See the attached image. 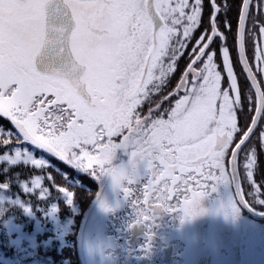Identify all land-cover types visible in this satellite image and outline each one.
Here are the masks:
<instances>
[{
  "label": "snow or ice",
  "instance_id": "obj_1",
  "mask_svg": "<svg viewBox=\"0 0 264 264\" xmlns=\"http://www.w3.org/2000/svg\"><path fill=\"white\" fill-rule=\"evenodd\" d=\"M208 3L213 9L211 34L206 30L196 39L180 83L154 103L153 95L176 71L202 21L203 0H0V117L15 129L0 127V164L50 166L23 147L31 144L77 170L109 176L128 199L132 189L124 185L141 183L137 165L143 162L147 184L142 200L137 197L134 204L140 209L136 223H149L147 211L164 207L163 203L154 207L152 200L167 202L181 195L185 199L178 210L174 206L164 210L182 212L183 217L197 214L206 193L189 189V184L235 183L239 190V151L264 120V87L245 50L250 0H242L238 25L239 60L251 80L250 91L255 90L254 100L248 101L254 104L255 115L245 128L239 126L242 92L227 47L220 51L230 83L221 87L212 49L215 39H223L216 24L219 9L216 0ZM259 31L264 34V26ZM255 59L260 62L256 71L264 74V50ZM173 96L179 98L162 108ZM145 102L154 106L142 115L138 109ZM259 141L264 148V130L259 131ZM85 145H91L95 154ZM9 147L14 154L3 151ZM120 148L130 152L127 170L112 164ZM230 149L229 178L225 159ZM256 151L252 146L245 154L249 180ZM43 179L36 176L26 191L40 188ZM59 192L73 197L64 187ZM47 196L48 189L43 188L40 198ZM97 201L109 210L102 194ZM258 203L264 206V198ZM232 212L238 214L234 205Z\"/></svg>",
  "mask_w": 264,
  "mask_h": 264
},
{
  "label": "flooded vegetation",
  "instance_id": "obj_2",
  "mask_svg": "<svg viewBox=\"0 0 264 264\" xmlns=\"http://www.w3.org/2000/svg\"><path fill=\"white\" fill-rule=\"evenodd\" d=\"M190 2H192V0H190ZM216 3L220 4L216 17L217 30L223 35V39L214 38L215 43L212 45V49L217 53L214 57V61L218 65L217 70L220 71L222 75L221 87L228 88L230 83L227 78V72L223 66L222 52L220 51L221 48L227 47L229 49V58L233 66L234 75L237 77L238 88L242 92V99L246 105V110L242 111L240 120L251 119L253 114L252 111L248 110V108L252 109L253 103H249L248 101L250 99L253 100L254 92L250 91L251 83L242 68L237 47L238 21L240 17L239 13L242 9V0H216ZM250 3V11L252 14L256 15V20L260 25V16L264 19V11L261 12V7H252V1ZM203 5L202 21L197 30L194 32L188 49L185 51L184 55L178 59L176 71L170 75L162 91L158 95H153L152 100L154 103L161 100L162 97L168 95V93L176 86L177 82L180 83L181 77L187 70V65L190 63L191 48L195 45L196 39H198L199 36L206 30L209 35L211 34L209 26L210 14L213 9L209 6L208 0H203ZM261 26H264V24L260 25L259 28ZM259 28L258 31L251 35L250 31L247 33L246 26L245 34H247V36H251V42L254 44V47L250 51L247 49L245 50L253 72L257 74L258 81L261 86L264 87V76L256 71L260 62H257L258 66L254 62L255 56L259 54V50H264V34L260 33ZM245 43H247L246 36ZM189 79H191V76H189ZM182 94L183 93H181V95ZM170 100L165 101L162 108H169L171 106L169 103ZM150 106L154 105H149L145 102L139 111L142 112V115L147 114V110ZM261 124L262 122L260 121L257 129H259ZM255 135L251 137L249 142L254 139ZM231 147H233V145ZM76 151L79 152L77 149ZM91 151L95 154L94 149ZM240 152L238 156V172H240ZM230 154L231 149L225 159L227 172L230 171L228 163ZM125 158L131 159L129 151L127 152V155L124 156V159ZM59 169H61L63 174L65 171H68V173L70 172L69 175H67L69 182H66V184L73 185L75 183L74 178L78 177L80 178L79 181L83 184V186L87 185L85 190H90L91 192L94 190L97 191L99 189V185L104 183L97 180L98 176L93 175L91 170H77L72 165L65 163L64 161H61ZM143 172L144 173L140 174L141 183L136 186L127 185V187H131L132 189V195L129 196L127 200L129 214L132 219L130 221V228L128 229L129 238L127 239V245L125 247H133V255L131 256V259L125 255V249L121 247L122 249L118 253V256L115 257V260L112 258L107 260L98 259L97 261L89 260V251L86 244L87 235H95L98 230L101 229L100 227H93L92 225H88L87 227V224L99 207V203L97 201L95 204L96 206L90 213V218L85 225L83 251L87 264H256L253 260H251L250 256H248V253L246 252L248 246H246V242L242 239L247 233V216L250 217V215L240 207L235 197V191L233 190L232 185L226 183L217 184L216 181H202V184L204 185L203 187H195L194 185L189 184V189L194 191H203L206 193L199 203V210L197 214L190 217H183L182 212L176 210L169 212L164 210L165 207L169 206H174V208L178 210L185 199V196L181 195L178 200L170 199L167 202L152 200L151 203L154 207L161 203H163L164 207H155L154 212L150 209L147 211V214L152 217L149 223H136L140 209L138 205L134 207V204L137 197H140L142 200L143 190L147 184V170L144 169ZM240 183L243 197L247 203L250 204V199L244 192L241 177ZM104 186L106 188V184H104ZM213 187H216V191L214 192L212 191ZM76 189L77 188L74 187L75 191H77ZM67 190L69 191V189ZM133 190L135 192H133ZM105 191L106 190L104 189V192L102 193L103 198L105 197ZM180 191H183V189L181 188ZM116 195L118 194H114V200ZM133 195L137 196L134 197ZM186 195L190 196V193H187ZM68 200H70L68 195L66 198H63V206L61 209V211H63V217L67 222L64 226L68 244L66 246V250H68V253H71L70 255H72L68 264H85L80 249V236L83 229V223L81 222L83 210H80L81 206H79L78 203H74V199H71V204H67L68 202L66 201ZM233 200L236 201L238 214L232 213L230 210ZM145 208H147V206H145ZM108 209H110V212H112V210L116 211L118 209L117 204H113V206ZM93 219H95V217ZM76 236H79L78 241ZM131 237L132 240L130 241ZM238 237H241V244L236 246L234 239H237ZM120 239L121 243L123 238L120 236ZM124 243L125 242L123 241V244ZM242 250H244V252H240Z\"/></svg>",
  "mask_w": 264,
  "mask_h": 264
},
{
  "label": "trees",
  "instance_id": "obj_3",
  "mask_svg": "<svg viewBox=\"0 0 264 264\" xmlns=\"http://www.w3.org/2000/svg\"><path fill=\"white\" fill-rule=\"evenodd\" d=\"M0 127L15 131L6 118L0 117ZM25 146L33 151L28 144L23 145ZM3 151L14 154L10 147ZM261 152L258 154V169L262 186L264 154ZM33 154L37 158H44L50 166L37 169L32 165L0 164V264H68L72 255L66 250L68 244L64 226L67 222L61 211L63 206L61 202L67 195L60 193L59 188L72 190L76 186L66 184L69 181L59 169L60 159L42 150H37ZM4 167L8 169L5 171ZM36 176L44 177L41 187L29 193L26 188L33 187L32 181ZM49 176L52 179H48ZM244 181L242 184L245 186ZM43 188L48 189V196L45 199L40 198ZM70 200L66 201L67 204H71ZM250 204L252 209L259 206L258 203L256 205L251 201Z\"/></svg>",
  "mask_w": 264,
  "mask_h": 264
},
{
  "label": "rangeland",
  "instance_id": "obj_4",
  "mask_svg": "<svg viewBox=\"0 0 264 264\" xmlns=\"http://www.w3.org/2000/svg\"><path fill=\"white\" fill-rule=\"evenodd\" d=\"M251 1H252V7H255V8L261 7V12L264 11V4H263L264 0H250V2ZM219 5L220 4L216 3L217 9L220 8ZM250 6H251V3H250ZM240 13H241V11H240ZM248 17L249 18H247L246 23H245V25L247 24L246 25L247 26V33H249V31H250L251 35H253L254 32L258 31L259 26L264 24V19L262 16H260V25H259L257 20H256V18H257L256 15L251 13L250 8H249ZM253 20L255 21V23L253 22ZM245 36H246V41H247V43H245V49L250 51L253 49L254 44H252V42H251L252 39H251L250 35L247 36V34H245ZM254 62L258 66V64H257L258 61L256 59L254 60ZM263 76H264V74H263ZM178 84H179V82L176 83V86ZM176 86L170 92L174 91L176 89ZM224 89H226V87H224ZM253 92H254V90H253ZM178 98H179L178 96H173L169 103L171 105L174 104L175 100ZM253 100H254V94H253ZM243 110L244 111L246 110V105H245L244 101H243V105H242L241 110L238 112L239 126L241 128H245L246 126L248 127L251 124V119L240 120V117H241ZM248 110L252 111V114L254 115V113H255L254 104H252V109L248 108ZM138 111H139V109H138ZM141 114H142V112H141ZM144 115H146V114H144ZM261 122H262V124L259 127L257 134L255 135L254 139L251 140L250 142L248 141L249 143H247V146L244 147L243 151L241 152V154H240L241 158H240V162H239L240 177L242 178V181L243 180L246 181L245 186H244V184H242V186L244 188V192L247 195V197H249L250 201L254 202L256 205H257L259 199L263 198V196L257 195L255 198H253V196L250 195L249 193H251L253 191L262 192L264 189L263 188L264 185L261 186L262 180L260 179L261 176H259V169H258V166H259L258 165V157H259L258 154L260 151H262L261 153L264 154V148L261 147V144L259 141V131L264 130V120H261ZM114 139H116L118 141L120 138L116 137ZM236 142H238V141H236ZM28 146H30L32 148L33 153L34 152L36 153L37 150H40V149H36V148L32 147L31 144H28ZM252 146H255L257 151H256V162L253 165V168L251 169V171L253 172V178L251 180H249L247 175H246V170H245L243 165L246 162L245 161V154L248 153L249 149ZM233 147H234V144H233ZM25 148H26V146H25ZM85 149L92 152L91 151L92 150L91 145H85ZM77 150H79V149H77ZM127 152L128 151L123 149V148L117 149L116 153L114 155L113 161H112L113 166H116V167L122 166L126 170L129 169L131 159H126V158H125L126 160L124 159V156L127 155ZM230 157L231 156H229V159H230ZM137 169H138V172L140 174H142V173H144L143 171H144V169H146V166L144 163L140 162L137 165ZM256 172H257V174H256ZM69 173H68V171H65L64 174L69 175ZM228 175L230 178V176H231L230 171L228 172ZM79 180H80V178H78V177L74 178V181H75L74 184L76 185L77 191H75L74 189H72V190L69 189V191L73 193V197L71 199H74V203H78V205L81 206L80 207L81 211L83 210V215H82V219H81L82 223H84V220H85L84 218H86L84 216L85 212L90 209V207L92 206L91 204L94 202L95 198L99 195L100 192L103 193L104 189L106 190L104 201L108 205V208L113 206V204H117V208H118L116 211L112 210V212H110V209L106 211L99 204L98 209L95 211V213H94L93 217L91 218V220L89 221V223L88 224L86 223L87 227H88V225H92L93 227L96 226V227L101 228L98 230V232L95 235H92V234L87 235V243L86 244H87V249L89 251V255H88L89 260L97 261L98 259L107 260V259H111V258L115 260V257L118 256V253L122 249L121 247H123L125 249V255L131 259V256L133 255V247H125L127 245L126 244L127 239L129 238L128 229L130 228V221L132 219V217H130V214H129V207L127 206V200L128 199H125V197L123 196V194L120 190L114 188L112 181H111V178L107 175H99L98 176L97 180H99L102 183L104 182V183L100 184L99 189L97 191L94 190L93 192H91L90 190H85L87 188V185L84 184L85 186H83V184H81ZM245 181H244V183H245ZM104 184H106V188H105ZM136 185L137 184H133V186H136ZM231 185L233 188V184H231ZM124 186L127 187V184L125 183ZM233 190H234V188H233ZM133 192H135V191L133 190ZM115 193L118 195H116V198L114 200V194ZM136 196H134V197H136ZM61 203L63 204V202H61ZM232 205H234L236 210H237L235 200H233ZM112 208H114V207H112ZM253 208H255V210L259 211V212L264 211V206L261 207L260 204H259V206H255ZM230 210L232 212V207ZM237 212H238V210H237ZM119 213H120V215H119ZM94 217H95V219H93ZM246 231H247V233L245 234V236H243L242 239L244 242H246V246H248V249L246 251L248 253V256H250L251 260H253L256 264H264V220H259V219L256 220L252 217L247 216ZM93 232H94V229H93ZM84 233H85V231H84ZM120 236L123 238L121 243H120V241H121ZM78 237L79 236H76L77 241L79 239ZM84 238H85V235H84ZM123 241L125 242L124 244H123ZM240 241H241V237L234 239L235 245L236 246L240 245L241 244ZM117 247H118V249H117ZM244 250H242L240 252H244ZM252 264H254V263H252Z\"/></svg>",
  "mask_w": 264,
  "mask_h": 264
},
{
  "label": "water",
  "instance_id": "obj_5",
  "mask_svg": "<svg viewBox=\"0 0 264 264\" xmlns=\"http://www.w3.org/2000/svg\"><path fill=\"white\" fill-rule=\"evenodd\" d=\"M241 12H242V10H241ZM241 14V13H240ZM245 23H246V21H245ZM238 25H239V22H238ZM246 26V25H245ZM237 47H238V51H239V26H238V32H237ZM241 65H242V68H243V64L241 63ZM245 74H246V76H247V72L245 71ZM249 81H250V83H251V80L249 79ZM254 90V89H253ZM254 115H255V113H254ZM253 115V116H254ZM260 124V121L258 122V125ZM258 125H257V127H258ZM250 126H251V124H250ZM253 136V135H252ZM251 136V137H252ZM251 139V138H250ZM248 142V141H247ZM244 147V146H243ZM241 151V150H240ZM239 151V152H240ZM231 156V155H230ZM231 158V157H230ZM230 160V159H229ZM229 167H230V175H231V165L229 164ZM238 180H239V183H240V177H239V172H238ZM233 188H234V191H235V197H236V199H237V201H238V203H239V205H240V207L242 208V210H244L245 212H247L249 215H250V217H252V218H254V219H256V220H264V212H259V211H256L255 209H252V207L247 203V201L244 199V197H243V192H242V188H241V183H240V188H239V190L236 188V185H235V183H233ZM100 194H102V192H100L99 193V195ZM97 203V197L95 198V200H94V202L91 204L92 206L90 207V209L87 211V213H86V218H85V220H84V223H83V229H82V232H81V236H80V238H81V241H80V249H81V254H82V258H83V260H84V262H85V264H87L86 263V260H85V258H84V249H83V242H84V231H85V225H86V223H87V221L89 220V218H90V213L93 211V209H94V207L96 206L95 204ZM132 240V237L130 238V241Z\"/></svg>",
  "mask_w": 264,
  "mask_h": 264
},
{
  "label": "bare ground",
  "instance_id": "obj_6",
  "mask_svg": "<svg viewBox=\"0 0 264 264\" xmlns=\"http://www.w3.org/2000/svg\"><path fill=\"white\" fill-rule=\"evenodd\" d=\"M245 30H246V27H245Z\"/></svg>",
  "mask_w": 264,
  "mask_h": 264
},
{
  "label": "clouds",
  "instance_id": "obj_7",
  "mask_svg": "<svg viewBox=\"0 0 264 264\" xmlns=\"http://www.w3.org/2000/svg\"><path fill=\"white\" fill-rule=\"evenodd\" d=\"M115 167V166H114ZM130 174V173H129Z\"/></svg>",
  "mask_w": 264,
  "mask_h": 264
}]
</instances>
